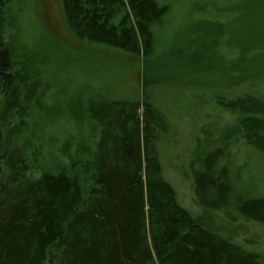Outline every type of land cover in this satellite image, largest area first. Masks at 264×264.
I'll return each mask as SVG.
<instances>
[{
	"label": "trees",
	"instance_id": "16d2710c",
	"mask_svg": "<svg viewBox=\"0 0 264 264\" xmlns=\"http://www.w3.org/2000/svg\"><path fill=\"white\" fill-rule=\"evenodd\" d=\"M209 1L195 0L193 10L202 15ZM211 1V11L222 10L227 19L207 21L208 44L215 49L224 33L226 48L238 56L227 68L210 50L192 53L193 43L158 56L153 28L170 15L167 0H59L76 42L141 60V95L132 102L89 97L84 115L92 148L87 142L70 151L69 140L60 148L67 163L47 169L39 167L38 154L27 161L25 134L26 118L42 109L48 85L26 54L20 58L6 41L15 17L9 0H0V264H264L262 254L213 233L178 202L159 158V135L172 123L153 89L219 70L229 72V80L245 78L248 89L232 95L228 85H196L235 119L200 128L211 132L202 143L195 137L188 170L203 210L264 225V195L243 187V167L231 152L243 141L264 156V85L258 76L264 0ZM37 169L38 175H28Z\"/></svg>",
	"mask_w": 264,
	"mask_h": 264
},
{
	"label": "rangeland",
	"instance_id": "374dc122",
	"mask_svg": "<svg viewBox=\"0 0 264 264\" xmlns=\"http://www.w3.org/2000/svg\"><path fill=\"white\" fill-rule=\"evenodd\" d=\"M167 1L171 6L170 15L160 26L153 28L156 49L162 53L158 56H163L171 47L184 50L193 43L192 53L207 54L210 50L220 57L221 65L223 60L226 68L238 61L237 54L226 48V34H219L215 49L208 44L207 21L225 22L227 19L222 10L216 9L215 14L211 11L214 8L211 0L204 5L206 11L202 15L193 10L195 0ZM9 6L15 20H8L11 25L6 28V41L14 46L20 58L26 54L28 64L42 73L48 85L42 109L26 118L30 126L25 134L28 140V146H25L27 161L30 164L31 156L38 154L39 167L52 169L55 162L67 163L60 152L67 141L71 140L70 151L76 145L85 146L87 142L92 148L84 115V102L89 97L97 101L114 99L116 102H132L140 98L142 63L118 50L87 47L76 42L64 26L59 0H9ZM229 71L238 73L236 69ZM259 71V81L264 85V63ZM226 74L230 73L219 70L215 75L186 77L170 83L168 87L152 90L157 102H162L158 105L166 108L172 123L169 132L159 135V158L164 177L174 187L178 202L184 208L213 233L264 256V225L245 221L236 215L231 221L223 213L203 210L193 194L188 164L195 148V137L202 143L211 132L208 127L205 132L200 128L212 122L223 126L235 119L207 101L204 98L206 91L202 92L196 85H205L210 90L228 85L225 90L230 95L248 89L245 78L243 81L240 78L229 80ZM141 114L142 108L139 109V116ZM19 143L23 141L20 139ZM231 152L236 164L243 167V187L250 189L254 195H264V156L243 141L234 144ZM38 173L37 169L28 175L36 176Z\"/></svg>",
	"mask_w": 264,
	"mask_h": 264
}]
</instances>
